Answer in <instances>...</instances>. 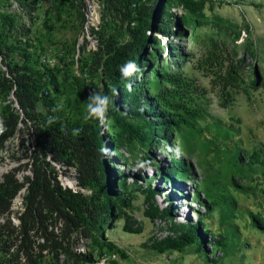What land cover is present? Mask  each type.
Returning a JSON list of instances; mask_svg holds the SVG:
<instances>
[{"label":"trees","instance_id":"1","mask_svg":"<svg viewBox=\"0 0 264 264\" xmlns=\"http://www.w3.org/2000/svg\"><path fill=\"white\" fill-rule=\"evenodd\" d=\"M13 1L32 21L39 8L36 0ZM57 1L77 8L81 26L86 24L85 0ZM97 1L101 6V20L97 30L90 29L97 39L96 50L86 51L85 41L80 51L82 56L87 52V58L82 62L88 76L98 78V84H92L95 91L110 98L107 127H102L95 119L85 118L88 101L85 105L68 102L71 117L62 119L63 112L55 95L62 92L64 85L58 82L57 67L41 64L38 69L32 65L28 53L31 46L24 43L25 38L32 41L31 30L24 22H18L11 15L0 23V62L6 67V71L0 68V149L11 139L21 136L25 157L30 156L29 164L20 163L22 158H15L18 165L0 180V264H93L112 254L125 258L122 249L104 238V232L114 210L119 218L124 217L123 231L136 234L143 231L141 224L131 226L132 216L125 210L137 193L144 196L146 219L168 221V235L149 238L146 244L149 250L161 255L192 249L208 264L202 238L203 232L208 230L201 217L198 223L175 222L168 207L156 205L155 196L160 194L159 190L149 185L145 188L136 186L135 175L124 171L114 175L107 165L112 161L128 166L134 154L131 157L127 154L133 153L136 146L159 147L165 142L171 147L176 137L178 140L182 136L185 127L193 129L205 117L204 111L197 107V100L204 97L207 90L182 69H150L151 77L133 81L137 72L129 81L122 78L120 68L128 61L142 67L146 55L153 61L159 57V42L152 34L168 37L173 9L185 12L182 20L186 25L199 27L205 24L203 10L207 0ZM149 43L152 48L148 54L145 47ZM214 47L207 52L209 66H202V70L211 77V90L218 91L221 105L225 107L235 94L247 92L244 62L242 59L222 60ZM14 55L20 60L14 59ZM252 74L251 88L254 91L264 89V75L260 77L254 67ZM129 82L131 92L127 90ZM113 89L119 95H114ZM11 93L14 100L9 98ZM20 124L33 144L29 153ZM73 129H80L79 134L73 135ZM103 148L108 149L107 154ZM251 158L255 161L250 163L263 164L258 154ZM148 161L153 164L151 159ZM240 161L239 154L233 156V165L240 167ZM52 163L75 170L76 191L61 185ZM28 166L30 174L21 181L18 175ZM165 171L161 175L163 179L180 180L188 172V166L180 156L172 155ZM230 181L224 185L226 188L242 187L234 176ZM218 186L217 180L209 186L203 185L209 201L206 208L212 206V212L224 202L214 195ZM22 190L21 207L14 211L13 201ZM196 197L204 204L198 195ZM224 211L220 213V224H225L227 236L235 237L237 231L232 226L235 214L229 207ZM251 221L257 229H264L258 214H252ZM225 234L221 235V240L212 243L214 248H225L220 260L229 256ZM82 238L90 241L88 253L73 248ZM93 252L96 258H93ZM108 264L116 262L108 260Z\"/></svg>","mask_w":264,"mask_h":264},{"label":"rangeland","instance_id":"2","mask_svg":"<svg viewBox=\"0 0 264 264\" xmlns=\"http://www.w3.org/2000/svg\"><path fill=\"white\" fill-rule=\"evenodd\" d=\"M36 2L39 8L31 21L13 0H0V23L11 15L18 22H24L31 30L32 41L28 42L25 38L24 43L27 47L31 46L28 53L32 65L38 69H41V64L57 67L56 76L64 88L59 95H55V100L63 112L62 119H66L71 117L68 102L85 105L90 92L96 89L92 84H98V78L89 77L83 68L82 60L87 58V52L82 56L80 47L87 41L86 51L96 50L97 39L91 35L90 29H98L101 6L97 0H85L84 13L88 23L81 26L77 8L62 5L57 0ZM171 12L173 23L168 37L152 34L159 42V57L153 61L146 55L133 81L151 77L150 69H182L207 90V94L197 100V107L204 111L205 117L195 128L185 127L182 136L178 140L176 137L171 147H167L165 142H161L159 147L136 146L133 153H126L128 157L134 154L128 166L112 161L107 165L114 175H117V171L135 175L138 179L136 186L145 188L149 185L159 190L155 203L158 208L168 207L175 222L198 223L201 217L208 230L202 234L208 264H264V229H257L251 221V215L258 214L264 222V89L254 91L250 83L253 67L260 77L264 75V0H207L203 10L205 24L199 27L184 24L183 10L173 9ZM213 47L222 60L242 59L244 62L247 92L235 94L225 107L221 105L218 91L211 90V77L202 70V66H209L207 52ZM151 48L149 43L145 47L146 53H151ZM46 56L50 58L49 63L43 62ZM13 58L20 60L15 55ZM0 68L6 71L1 62ZM9 98L13 100L12 93ZM19 127L29 153L33 144L25 127L22 124ZM255 153L263 164L250 163L255 161L251 158ZM236 154L241 158L240 167L232 162ZM172 155L180 156L185 161L188 172L183 179L175 180L172 177L171 181H167L161 175L169 168ZM15 158H22L20 163L29 164L30 156L25 157L21 136L11 139L0 149V168L4 169L0 180L18 165ZM52 164L56 166L61 185L77 189L75 170ZM29 174L30 166L20 172L18 177L22 181ZM232 176L242 186L240 189L224 186L230 184ZM213 180L219 181V188L214 191V195L224 201L214 212L212 206L206 208L209 201L203 191V185L209 186ZM130 182L133 183L132 178ZM23 193L22 190L14 199V211L20 209ZM197 195L204 204L199 203ZM228 207L235 214L232 221L237 231L235 237L227 236L225 224H220V213H224ZM145 209L144 196L138 193L130 207L125 209L132 216L131 226L141 224L143 227L139 234L123 231L124 217L119 218L114 210L104 238L122 249L126 257L112 254L93 264H108V260H114L116 264H207L192 249L161 255L149 250L146 245L149 238L168 235V221L157 219L150 222L143 215ZM223 234L227 236L225 246L229 256L220 260L225 248H214L212 243L221 240ZM89 244V239L82 238L73 248L88 253ZM95 254L93 252V258H96Z\"/></svg>","mask_w":264,"mask_h":264},{"label":"clouds","instance_id":"3","mask_svg":"<svg viewBox=\"0 0 264 264\" xmlns=\"http://www.w3.org/2000/svg\"><path fill=\"white\" fill-rule=\"evenodd\" d=\"M140 69L134 61H128L125 65L120 68V74L122 78L131 81L132 77L139 72ZM127 90L129 92L132 91V84L131 82L127 85ZM114 95H119L116 89H113ZM14 100V98H13ZM86 105V119H95L99 122L102 127H107L108 125V108L110 103L109 96L97 92L95 90L91 91ZM2 125V124H1ZM80 129H73V135H78ZM102 151L107 154L108 149L103 148ZM72 189V188H71ZM76 191V189H75ZM15 221V220H14Z\"/></svg>","mask_w":264,"mask_h":264},{"label":"built area","instance_id":"4","mask_svg":"<svg viewBox=\"0 0 264 264\" xmlns=\"http://www.w3.org/2000/svg\"><path fill=\"white\" fill-rule=\"evenodd\" d=\"M43 62L44 63H49L50 62V58L49 57H45V58H43ZM2 132V125H1V123H0V133ZM72 190L73 191H75L73 188H72Z\"/></svg>","mask_w":264,"mask_h":264},{"label":"bare ground","instance_id":"5","mask_svg":"<svg viewBox=\"0 0 264 264\" xmlns=\"http://www.w3.org/2000/svg\"><path fill=\"white\" fill-rule=\"evenodd\" d=\"M4 169L0 168V176L3 174ZM180 188V187H179ZM178 192V191H177ZM177 202V201H176ZM182 204V203H181ZM182 207V206H181ZM178 208V207H177ZM179 213V212H178ZM180 216V215H179ZM184 221V220H183Z\"/></svg>","mask_w":264,"mask_h":264},{"label":"water","instance_id":"6","mask_svg":"<svg viewBox=\"0 0 264 264\" xmlns=\"http://www.w3.org/2000/svg\"><path fill=\"white\" fill-rule=\"evenodd\" d=\"M88 23V22H87Z\"/></svg>","mask_w":264,"mask_h":264}]
</instances>
